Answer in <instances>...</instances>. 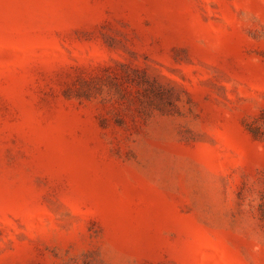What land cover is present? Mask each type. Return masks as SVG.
I'll use <instances>...</instances> for the list:
<instances>
[{
	"label": "rangeland",
	"instance_id": "1",
	"mask_svg": "<svg viewBox=\"0 0 264 264\" xmlns=\"http://www.w3.org/2000/svg\"><path fill=\"white\" fill-rule=\"evenodd\" d=\"M0 264H264V0H0Z\"/></svg>",
	"mask_w": 264,
	"mask_h": 264
}]
</instances>
